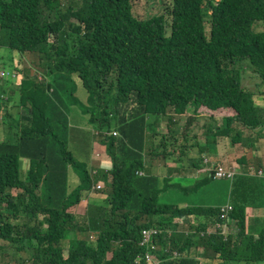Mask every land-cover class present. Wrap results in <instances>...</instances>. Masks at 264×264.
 <instances>
[{
  "label": "trees",
  "instance_id": "obj_1",
  "mask_svg": "<svg viewBox=\"0 0 264 264\" xmlns=\"http://www.w3.org/2000/svg\"><path fill=\"white\" fill-rule=\"evenodd\" d=\"M131 1L78 0L73 8L60 0H0V50L37 53L47 74L42 80L17 71L15 79L0 82V111L7 119L20 106L14 100L7 109L10 98L19 95L28 105L27 119L14 118L13 126L1 117L0 250L21 253L24 264H153L140 246L141 231L151 229L157 231L151 255L158 264L264 262V229L256 237L247 234L245 215L248 206L264 209V177L256 176L264 169L261 160L247 164L242 156L233 177L215 179L222 166L217 164L201 183L192 180L230 181L226 218V205L161 203V192L186 193L198 184L183 186L147 174L144 166L146 132L160 137L152 146L158 156L178 160L190 152L200 155L217 136L230 135L236 143L241 127L264 131V104L241 83L247 65L264 84V30L255 29L264 27V0H170L166 13L144 20L134 16ZM75 76L87 92L82 111L112 164L105 172L110 180L103 178L104 204L87 205L83 213L73 208L102 177L86 171L67 147V103H79ZM201 109L223 115L214 131L201 133L203 143L199 134L179 137L171 131L173 116H196ZM162 117L166 134L154 131ZM70 169L77 174L74 186ZM188 220V227L180 225ZM209 225L214 233L206 232Z\"/></svg>",
  "mask_w": 264,
  "mask_h": 264
},
{
  "label": "rangeland",
  "instance_id": "obj_2",
  "mask_svg": "<svg viewBox=\"0 0 264 264\" xmlns=\"http://www.w3.org/2000/svg\"><path fill=\"white\" fill-rule=\"evenodd\" d=\"M60 1L65 7L70 5L73 8L76 7L77 6L76 4L78 3V0H60ZM131 3H132V12L134 16H136L138 19H141V20L150 18L152 16H158V15L164 14L166 13L168 6H170V0H132ZM71 22H73V24H76L74 20H71ZM206 28L208 31V27ZM255 29L262 31L264 30V27L261 24H257L255 26ZM81 36L83 37V35ZM3 68L7 70L6 73L3 72ZM45 70H46V61L43 57L39 56L37 53L26 52V53L20 54L16 51H10L6 48H1L0 50V76L4 78V79L1 78L0 82H2L3 80H4L3 82H7V81H11L12 79H15L16 78L15 72L17 71L20 72L19 73L20 76L24 74L25 76L33 78L34 75H39L43 78L42 80H46V78H44L47 76V74L45 73ZM39 76L35 79L36 81L40 80L41 77ZM241 78H242V81H241L242 87L246 89L247 91H250L254 94V99L256 102H258L259 104L264 103V84L261 85L259 83V80L252 73L249 66L243 65ZM18 83L19 82H16L14 84L17 85ZM72 88H73V97L76 98L79 103L77 104L72 103V102L67 103V112H68L67 114L68 115L67 147H68V150L73 155V158L75 159V161L80 163L86 171L92 172L95 170L96 174L93 173V175L99 176V179L102 177L101 180H99L100 183L95 182V184L93 185L91 189L92 191H90L89 193L88 198L89 197L93 199L96 198L97 200L101 199V201L103 200L102 204H104V201L108 196V187L106 185V180L107 181L110 180L109 177L107 176L105 177L106 175L105 172H108L111 169L112 164L109 158L106 156V153H100L99 157H97V154H93L94 149L100 146L99 144H97L98 143L97 139H99V137H96L94 134V130L92 129V126L89 122V116L86 115L82 111L83 110L82 105H87V92L82 87L81 81L77 76H75L73 79ZM11 100H13V103L6 104L7 109H12V105L17 104V103H14V100H17L20 106L19 108L17 107L14 113H12V114L17 113L13 115V119H7V116L4 115L0 111V130H1V124H2L1 122L4 121L3 119H1V117L3 118L6 117V120L4 122L11 121L10 122L11 126H13L14 120L17 119V117L20 118V120L27 119L26 112L24 110H25V107H27L28 105H24V104H21V102H19L20 101L19 95L17 97L14 96V98L12 99L10 98V101ZM63 100L64 102H66L65 98H63ZM173 117H178V116H173ZM163 119L164 117L161 118V120ZM160 122L158 125L155 124L156 128L159 127V129H163L165 132H167V130L165 129L166 122L162 123L164 126L160 125ZM241 129L244 130L242 135L245 136V139L247 140V142L251 143V146L253 147V149L255 148L257 149L258 159L261 160L260 164L262 163L264 164V152L259 150L260 149L259 144H262V147H264V131H262V133L258 135L259 132L251 133L249 130L243 127H241ZM154 131L156 133L158 130L155 129ZM158 132L164 134L162 131H158ZM115 133L117 134V131H115ZM178 136L180 137L181 134H178ZM166 139L169 141L168 137ZM158 140H160V137L153 138L152 131L146 132V147L144 151L145 153L144 161H145V155L152 157V150H154L152 146L155 145V147H157ZM167 148L169 149L168 146ZM180 158H181L180 159L181 162L179 165L180 166L185 165L186 170H182L181 168L167 169V167L165 166L164 159L162 158H159V160L156 159V163L159 166L158 171L160 170L161 176L172 175L174 177H178L181 172L182 174H185L187 176V178L180 181L181 185L185 186L189 183L192 185L193 188L197 184L198 186L194 190L192 188H188L186 193H182V192L179 193L177 191H173L172 194L174 196H170V197H166L164 195L166 194V192H161L162 199L160 198V202L162 201L161 203L163 204H176V205L186 203L188 206H202V207H205L207 205H212V207L226 205V203L228 202V193H229L228 188L230 185V181L229 180L207 179L206 184L200 185L199 183H201V181L196 176V173H198V171L194 170V168L192 167L189 168L184 163V160H183L184 155H181ZM209 160H214V159H211L209 157ZM21 161H22V166L20 169L21 178H25L27 163L26 161H24V159H21ZM213 162L214 161H211V163ZM219 164H223V163L219 162ZM229 165L230 163L228 164V166ZM220 167H223V169L225 168L228 169V167H224V166H220ZM187 169L192 170V171H187ZM235 169H236V173H238V169L237 168ZM169 172H175V174H171ZM248 172H251V171H248ZM152 173L154 175L156 174L154 171ZM69 175H70L69 183L73 186L76 185L77 174L75 173V171L70 169ZM104 177L106 180L103 179ZM196 179L197 181L199 180L198 181L199 183L198 182L195 183L194 181H192ZM206 186H208L209 188L207 191L204 188ZM209 193H211L212 199L209 198L208 196ZM176 198H180V199H176ZM81 201L82 202L79 203V205L73 208L74 212L81 213L83 210H86V208L89 206V205L87 206L88 202L86 201L84 202L83 200ZM262 212L264 213V209L262 210ZM259 214L263 222L260 223L258 226H255V228H257L259 231L256 235H253V236H257L260 233V231L264 229V217L261 213ZM191 221L192 220L184 221L180 225H183V226L187 225L188 227L191 224ZM71 235H72V239L75 240V239H81V238L87 237L86 235L88 234L84 233V234H71ZM91 237H92L91 239L94 240V236L92 235ZM68 245H70V242H64L65 247H67ZM197 252L198 253L196 257L202 258L201 256H203L204 252H199V251ZM20 257L23 258L21 253L16 254L14 256L12 254H9L7 249L0 250V264H24L23 260H20ZM150 258L151 260H155L152 257V255H150Z\"/></svg>",
  "mask_w": 264,
  "mask_h": 264
},
{
  "label": "crops",
  "instance_id": "obj_3",
  "mask_svg": "<svg viewBox=\"0 0 264 264\" xmlns=\"http://www.w3.org/2000/svg\"><path fill=\"white\" fill-rule=\"evenodd\" d=\"M262 104H264V103H262ZM212 113H214V116H210L209 112L201 109V111H199V113L196 116H194L192 112H187L181 116L173 117V119H172L173 121L171 123L172 126L170 125L171 131L174 134H181V136L183 135V133H187L190 136L195 135V134H199L198 141L203 143V139L200 137L201 133L204 132L205 130H207L208 127L212 128L214 131L215 130L214 128H216L217 125L221 124V118H219V117H222V115L219 113H216V112H212ZM163 122H166L165 118L160 122V125L164 126L162 124ZM173 123H175V124H173ZM209 125H212V126H209ZM155 129H157L158 131H162L164 134L167 133L163 129H159V127L155 128ZM165 129L167 130V122L165 125ZM239 130H240L241 134L237 138L236 143H234L231 140L230 135L224 136V137H221V136L218 137L217 136L215 139V142H213V144L210 145L208 148L206 147L203 152L201 151L202 153L200 155L195 154L193 152L192 153L190 152L188 156H184V158H183L184 163L189 168L192 167V168H194V170L198 171V173H196V176L198 177V179L204 181L206 179V176H208L210 174V171H209L210 168L213 167V165L219 164V162H222L223 164H220V165H222L224 167H228V168L235 167V168H237V166L239 164L238 159L241 158L242 156H244L246 158L247 164L250 163V161L255 159V158L258 159L257 149L256 148L253 149V147L251 146V143H248L247 140L245 139V136L242 135L244 130L241 128H239ZM97 144H99V143H97ZM203 145H201V146H203ZM259 146H260L259 150L264 152V147H262V144H259ZM199 149H201V148L199 147ZM100 153H105V149L102 145L98 146L93 151V154H97V157H99ZM159 153L160 152L158 150L157 151L152 150V157L145 155L146 173L154 175L152 173L154 171L156 173L155 176H160L163 178L164 177H171V180L174 182H175V180L178 182L184 180L183 177L185 174H182L181 172H180V175L178 177H174L172 175L161 176L160 170L158 171L159 166L156 163V159L159 160V158H162V159H164V158L162 156H158L157 154H159ZM209 157L211 159H214V160H209ZM164 160H165V166L167 167V169L181 168L182 170H186L185 165L184 166L179 165L181 162L180 159L176 160V159H171V157H169L168 159H164ZM206 160H207V162H206ZM211 161H214V162L211 163ZM229 163L231 165V166L229 165L230 167L228 166ZM187 171H192V170L187 169ZM92 172L95 173V170ZM169 173L175 174V172H169ZM98 183H100V181H98ZM173 190H175V189H173ZM173 190L168 189L166 191V194H164V195L166 197L174 196L171 192ZM88 196H89V194H88ZM88 196H86L82 199L84 202L85 201L88 202L87 205H89V206L90 205H103L102 204L103 200L101 201V199L97 200L96 198L93 199L91 197L88 198ZM186 205H187L186 203H182L179 206L185 207ZM262 210H263L262 208H253L251 206H248L245 209V215H246V219H247V227H246V233L247 234H249V235L252 234V236H253V235H256L258 233L259 230L257 228H255V226H258L260 223L263 222V220L260 218V214H259V213H261L264 217V213L262 212ZM84 211L85 210H83L81 213H83ZM206 232L208 234L214 233L215 232L214 226L209 225L207 227ZM254 237H256V236H254ZM198 251L204 252L200 248ZM199 261H201L200 263L203 264V260H199ZM257 264H264V262L257 263Z\"/></svg>",
  "mask_w": 264,
  "mask_h": 264
},
{
  "label": "built area",
  "instance_id": "obj_4",
  "mask_svg": "<svg viewBox=\"0 0 264 264\" xmlns=\"http://www.w3.org/2000/svg\"><path fill=\"white\" fill-rule=\"evenodd\" d=\"M111 134L113 136L117 135L115 132H112ZM234 175H236V169L234 167L228 168V169H223L222 167H218L216 169V172L214 173L215 179H223L225 177L230 178V177H233ZM256 176L260 178L264 177V169L263 168L258 169L256 172ZM230 210H231V206L229 205H226L225 207L221 208V216L223 218H226ZM222 228L223 229L221 231H223L226 234L227 232L226 226L224 225L222 226ZM156 235H157L156 230L147 229V230L141 231L140 246H145L147 248V252H145L144 254V260L147 262H152L153 264H158L157 262H155L154 260H151L150 258L151 250H153V238ZM173 257L178 258L179 257L178 253L173 252ZM138 262H139V259L135 261V264H138Z\"/></svg>",
  "mask_w": 264,
  "mask_h": 264
}]
</instances>
